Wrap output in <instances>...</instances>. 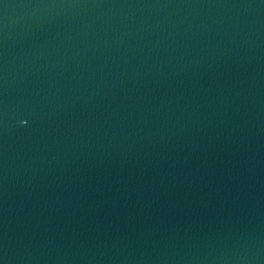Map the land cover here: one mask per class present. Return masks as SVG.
I'll list each match as a JSON object with an SVG mask.
<instances>
[{"label": "water", "instance_id": "1", "mask_svg": "<svg viewBox=\"0 0 264 264\" xmlns=\"http://www.w3.org/2000/svg\"><path fill=\"white\" fill-rule=\"evenodd\" d=\"M0 264H264V0H0Z\"/></svg>", "mask_w": 264, "mask_h": 264}]
</instances>
